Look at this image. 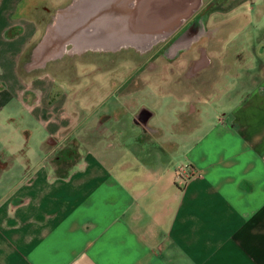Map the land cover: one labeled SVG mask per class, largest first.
<instances>
[{
  "label": "crops",
  "instance_id": "crops-1",
  "mask_svg": "<svg viewBox=\"0 0 264 264\" xmlns=\"http://www.w3.org/2000/svg\"><path fill=\"white\" fill-rule=\"evenodd\" d=\"M72 1L0 0V264H264V0H139L175 67L56 162L66 89L24 62Z\"/></svg>",
  "mask_w": 264,
  "mask_h": 264
},
{
  "label": "rangeland",
  "instance_id": "rangeland-1",
  "mask_svg": "<svg viewBox=\"0 0 264 264\" xmlns=\"http://www.w3.org/2000/svg\"><path fill=\"white\" fill-rule=\"evenodd\" d=\"M206 1L201 5L205 6ZM167 40H158L145 51L129 46L116 51L89 49L81 53L66 52L63 56L35 66L37 69L34 72L49 73L52 76L58 86L55 99L63 101L60 91L65 88V96L69 100L70 109L65 117L72 122L71 130L65 133L56 130L55 134L50 135L56 162L78 159L75 155L82 150L85 139L89 145L95 143L98 136L107 130L105 122L115 119L119 112L120 118L127 122L131 119V109L148 103L145 95L140 93L134 94L129 103L128 95L123 91L132 86L162 83V78L154 77L156 72L175 67V58L172 57L174 53L165 55L167 51L164 43ZM67 45L71 46L69 43ZM49 48V45H45L44 52L47 53ZM31 59L28 56V61ZM28 61L24 62L25 68ZM21 112L27 113L24 109Z\"/></svg>",
  "mask_w": 264,
  "mask_h": 264
},
{
  "label": "bare ground",
  "instance_id": "bare-ground-1",
  "mask_svg": "<svg viewBox=\"0 0 264 264\" xmlns=\"http://www.w3.org/2000/svg\"><path fill=\"white\" fill-rule=\"evenodd\" d=\"M139 4V0H73L57 10L27 66L42 65L66 52L116 51L129 46L141 51L149 49L165 38L173 26L159 29L162 11L152 13L151 19L150 12L138 11ZM150 20L154 26L149 28ZM45 45L50 48L42 54Z\"/></svg>",
  "mask_w": 264,
  "mask_h": 264
},
{
  "label": "built area",
  "instance_id": "built-area-1",
  "mask_svg": "<svg viewBox=\"0 0 264 264\" xmlns=\"http://www.w3.org/2000/svg\"><path fill=\"white\" fill-rule=\"evenodd\" d=\"M198 173V170L191 167V168H188L187 167V164L185 165H180L179 168H178V172H177V175L179 177V180L182 181L184 180L185 178L191 176V175H195Z\"/></svg>",
  "mask_w": 264,
  "mask_h": 264
},
{
  "label": "flooded vegetation",
  "instance_id": "flooded-vegetation-1",
  "mask_svg": "<svg viewBox=\"0 0 264 264\" xmlns=\"http://www.w3.org/2000/svg\"><path fill=\"white\" fill-rule=\"evenodd\" d=\"M180 44H173L170 48V53H173ZM194 67V66H193Z\"/></svg>",
  "mask_w": 264,
  "mask_h": 264
}]
</instances>
